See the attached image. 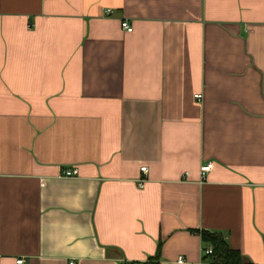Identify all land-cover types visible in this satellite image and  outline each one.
Here are the masks:
<instances>
[{
  "label": "crops",
  "instance_id": "obj_1",
  "mask_svg": "<svg viewBox=\"0 0 264 264\" xmlns=\"http://www.w3.org/2000/svg\"><path fill=\"white\" fill-rule=\"evenodd\" d=\"M202 230L264 263V0H0V264H210Z\"/></svg>",
  "mask_w": 264,
  "mask_h": 264
},
{
  "label": "trees",
  "instance_id": "obj_2",
  "mask_svg": "<svg viewBox=\"0 0 264 264\" xmlns=\"http://www.w3.org/2000/svg\"><path fill=\"white\" fill-rule=\"evenodd\" d=\"M201 240L206 244L203 246L202 250L207 246H211V253L205 254L210 258V264H257L253 262L244 261L238 250L231 248L223 236L218 232H210L207 230H202L199 232ZM120 264H158L157 254L149 257L146 261L132 262L123 261ZM264 264V263H263Z\"/></svg>",
  "mask_w": 264,
  "mask_h": 264
},
{
  "label": "built area",
  "instance_id": "obj_3",
  "mask_svg": "<svg viewBox=\"0 0 264 264\" xmlns=\"http://www.w3.org/2000/svg\"><path fill=\"white\" fill-rule=\"evenodd\" d=\"M104 12H105V14H109L110 13V8H107L106 10H104ZM120 24H121L122 29H124L126 31H131V29H132L131 25L128 22H126L125 20H122ZM194 97L197 98V99H200L201 98V94H195ZM211 168H212V162L211 161H208L205 164H202L200 166V176L203 178L205 176V174ZM140 171L142 173H146L147 167L146 166H141L140 167ZM75 174H76V168H64L61 171V175L62 176H65V177L73 176ZM143 182H144V178L143 177H141V178L138 179V185L139 186H142ZM211 250H212L211 249V246H207L206 248H204L202 250V252L205 253V254H210L211 253ZM21 262H22V259H16V263L19 264ZM177 262H179V263L180 262H184V259L181 256H179L177 258ZM68 264H77V262H75L74 260H70L68 262Z\"/></svg>",
  "mask_w": 264,
  "mask_h": 264
}]
</instances>
